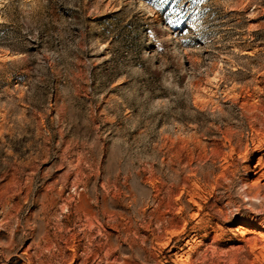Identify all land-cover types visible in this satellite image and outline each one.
<instances>
[{
	"label": "rangeland",
	"instance_id": "rangeland-1",
	"mask_svg": "<svg viewBox=\"0 0 264 264\" xmlns=\"http://www.w3.org/2000/svg\"><path fill=\"white\" fill-rule=\"evenodd\" d=\"M262 119L264 0H0V264H264Z\"/></svg>",
	"mask_w": 264,
	"mask_h": 264
},
{
	"label": "bare ground",
	"instance_id": "bare-ground-1",
	"mask_svg": "<svg viewBox=\"0 0 264 264\" xmlns=\"http://www.w3.org/2000/svg\"><path fill=\"white\" fill-rule=\"evenodd\" d=\"M264 121V119H262ZM262 121L260 122L258 120L259 125H262ZM256 138L252 142L251 149L249 151L254 153H262L264 152V131H256ZM250 163V162H249ZM245 174H251L256 177V181L250 184L244 183L243 184V197L248 201H260V199L264 198V194H262V189H264V184L261 185L260 181L264 180V154L258 159L257 164L253 167V170L249 171L248 168H246ZM238 229L246 232H250L248 230H245L243 227H239ZM251 234H254L255 236H258L260 238L263 237V235L259 232H250ZM175 264H187L186 262H179Z\"/></svg>",
	"mask_w": 264,
	"mask_h": 264
},
{
	"label": "snow or ice",
	"instance_id": "snow-or-ice-1",
	"mask_svg": "<svg viewBox=\"0 0 264 264\" xmlns=\"http://www.w3.org/2000/svg\"><path fill=\"white\" fill-rule=\"evenodd\" d=\"M171 23V21H169Z\"/></svg>",
	"mask_w": 264,
	"mask_h": 264
}]
</instances>
